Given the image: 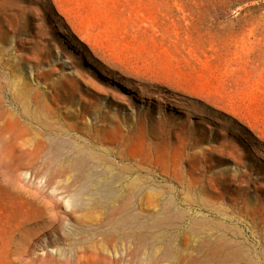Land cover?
Returning a JSON list of instances; mask_svg holds the SVG:
<instances>
[{
	"label": "rangeland",
	"instance_id": "1",
	"mask_svg": "<svg viewBox=\"0 0 264 264\" xmlns=\"http://www.w3.org/2000/svg\"><path fill=\"white\" fill-rule=\"evenodd\" d=\"M0 264H264V0H0Z\"/></svg>",
	"mask_w": 264,
	"mask_h": 264
},
{
	"label": "bare ground",
	"instance_id": "2",
	"mask_svg": "<svg viewBox=\"0 0 264 264\" xmlns=\"http://www.w3.org/2000/svg\"><path fill=\"white\" fill-rule=\"evenodd\" d=\"M77 29V28H76ZM75 29V30H76ZM75 30L73 29V31H74V33H75ZM76 32H79V31H76ZM81 32V31H80ZM79 34V33H78ZM83 34V33H82ZM84 35V34H83ZM81 36V35H80ZM82 37V36H81ZM80 37V38H81ZM85 38V37H84ZM87 38V37H86ZM83 39V38H82ZM87 40V39H86ZM90 41V40H89ZM88 42V41H87ZM45 74V73H44ZM34 75V74H33ZM46 76V75H45ZM32 77V76H31ZM42 77H44V76H42ZM44 79V78H43ZM45 79L48 81L47 82V91L46 92H48L47 94H49V96H47V97H49L50 98V104H48V103H45L44 102V107H43V104H42V106H40V108L41 107H43L44 108V110L45 109H48L49 110V112H50V110L51 109H53V108H56V107H59V105L60 104H70V105H74L75 103H78L79 105H80V109H78V110H75V111H73V112H70V117H71V119H72V121H74L75 123H82L83 122V119L85 118V116L86 115H90V114H92L93 113V111H95V110H100V106L98 105V102H97V97L94 95V94H87V95H84V94H81V95H79V97H78V99L75 97L76 96V90L77 89H79V88H77L76 89V85H77V83H78V81H77V78L76 77H72V76H69V75H66V74H62V75H60L59 76V78L57 79V80H54V81H49V79L47 78V77H45ZM41 81V80H40ZM36 82V81H35ZM22 84V83H21ZM43 85V84H42ZM80 85V84H79ZM16 86V85H15ZM14 86V87H15ZM20 87V86H19ZM21 87H22V85H21ZM26 88V87H25ZM22 89V88H21ZM44 89V88H43ZM96 90V89H95ZM21 91V90H20ZM45 92V93H46ZM21 93H22V91H21ZM44 92L41 90V89H36V92H35V95H34V97H33V103H36L37 101L39 102V100H38V97L39 96H45L44 94H43ZM31 96V95H30ZM42 96V97H43ZM40 98V97H39ZM44 98V97H43ZM25 100V99H24ZM29 100V99H28ZM22 102V101H21ZM27 102V101H26ZM16 103V102H15ZM34 105V104H33ZM13 106V105H12ZM35 106V105H34ZM38 107V106H37ZM61 107V106H60ZM59 107V108H60ZM65 107V106H64ZM24 108V107H23ZM43 108H41L40 110H38L37 111V113H39V114H36L35 115V113H34V115H31L30 114V116H27V117H25V119H26V121L28 122V123H30V124H35V125H33V126H36V125H38V126H45V127H54V126H56L59 122H60V120L57 118V117H53V116H50V117H46V118H44L45 117V115H44V117L41 115V113H43L42 111H43ZM61 109V108H60ZM68 109V108H67ZM26 110V109H25ZM21 111V110H20ZM29 111V110H28ZM31 112V111H30ZM47 112V111H46ZM52 112V111H51ZM17 113V112H16ZM19 113V112H18ZM29 113V112H28ZM69 113V112H68ZM52 114V113H51ZM51 114H49V115H51ZM20 115H22L21 113H20ZM27 115V114H26ZM16 117H17V115H16ZM68 117H69V115H68ZM18 119H19V117H18ZM68 119V118H67ZM91 119V118H90ZM21 120V119H20ZM113 120V119H112ZM22 121V120H21ZM24 122V121H23ZM20 123V122H19ZM28 123H24L25 125L26 124H28ZM73 123V122H72ZM30 124H29V126H30ZM63 125H64V123H62ZM94 124H96V123H94ZM78 125V124H77ZM28 126V125H27ZM38 126H36V127H38ZM75 126V125H74ZM97 126V125H96ZM58 127V126H57ZM56 127V128H57ZM61 127V126H60ZM77 128H78V126H76ZM80 127V126H79ZM43 128V127H42ZM32 129V128H31ZM55 128H53V130H54ZM42 130V129H41ZM77 130H79V129H77ZM48 131V130H47ZM56 132H57V130H55ZM60 131V130H59ZM76 131V130H75ZM42 132V131H41ZM52 132V131H51ZM103 132V131H102ZM107 132V131H106ZM54 133H52V135H53ZM74 134H76V132L74 133ZM62 135V134H61ZM88 135V134H87ZM94 135V134H93ZM100 134H98V136H99ZM109 134H107V136H108ZM49 136V135H48ZM52 137V136H51ZM54 137H55V135H54ZM71 137V136H70ZM96 137V136H95ZM38 138V137H37ZM50 138V137H49ZM53 138V137H52ZM60 138V137H59ZM73 138V137H72ZM90 138V137H89ZM54 140H56L55 138H54ZM87 140V139H86ZM57 141V140H56ZM55 141V142H56ZM64 142H66V141H64ZM75 142V141H74ZM102 142V141H101ZM104 142V141H103ZM77 143V142H76ZM94 143H95V141H94ZM100 143V142H99ZM54 144V143H53ZM88 144V143H87ZM91 144H93L92 142H91ZM77 145V144H76ZM90 145V144H89ZM95 145V144H94ZM94 145L92 146V147H94ZM98 145V144H97ZM96 145V146H97ZM71 146V145H70ZM75 146V145H74ZM80 146V145H79ZM96 146H95V148H96ZM108 146H109V144H108ZM105 147V146H104ZM58 148V147H57ZM56 148V149H57ZM76 149H77V147H75ZM79 148V147H78ZM81 148V147H80ZM100 148V147H99ZM112 148V147H111ZM97 149V148H96ZM105 149V148H104ZM109 149V148H108ZM91 150H92V148H91ZM74 151V150H73ZM76 151V150H75ZM77 151H79L80 152V149H77ZM103 151H106V149L105 150H103ZM86 152V151H85ZM84 152V153H85ZM75 153V152H74ZM81 153V152H80ZM97 152L95 151V154H96ZM103 153V152H102ZM107 153V152H106ZM98 154V153H97ZM104 154V153H103ZM108 154V153H107ZM110 154V153H109ZM111 154H112V152H111ZM110 154V155H111ZM88 155V154H87ZM86 155V156H87ZM101 155V154H100ZM82 156V155H81ZM91 156V155H90ZM96 156V155H95ZM78 157V156H77ZM83 157V156H82ZM80 157H78V159H79ZM87 158V157H86ZM74 160V159H73ZM74 161H76V160H74ZM80 161V160H79ZM72 162V161H71ZM70 162V163H71ZM86 162V161H85ZM87 162H89V161H87ZM79 164H80V162H79ZM82 164V163H81ZM72 165V164H71ZM87 165V164H86ZM66 166V165H65ZM64 166V167H65ZM70 166V165H69ZM68 165H67V167H69ZM76 166H78V164L76 165ZM109 166V165H108ZM63 167V168H64ZM124 167V168H123ZM70 168V167H69ZM87 168H89V167H87ZM86 168V169H87ZM129 167H127V169H128ZM68 169V168H67ZM85 169V168H84ZM83 169V170H84ZM121 169H122V171H126L127 169H125V166H122L121 167ZM130 169V168H129ZM128 169V170H129ZM73 170V169H72ZM75 170H76V168H75ZM81 170H82V168H81ZM134 170V169H133ZM79 171V170H78ZM94 170H92V172H93ZM85 172V171H84ZM83 172V173H84ZM89 172H91V171H89ZM149 172V171H148ZM81 173V172H80ZM82 173V174H83ZM82 174H80V177H81V175ZM93 174V173H92ZM83 175H85V174H83ZM82 175V176H83ZM89 174H87V176H88ZM95 175V174H94ZM97 176V175H96ZM85 178H86V175L84 176ZM84 177H81V178H83L84 180H85V178ZM92 177V176H91ZM78 178H79V172H78ZM80 179V178H79ZM95 179V178H94ZM80 180H82V179H80ZM89 180V179H88ZM98 180V179H97ZM126 180V179H125ZM122 181V180H121ZM133 181V180H132ZM92 182V181H91ZM101 182V181H100ZM109 182V181H108ZM115 182V181H114ZM130 182V181H129ZM83 183H85V182H83ZM93 184V186L94 187H96V188H100V186L102 185H100V184H98V183H96L95 181L94 182H92ZM137 183V182H136ZM108 184V183H107ZM129 184V183H128ZM84 185V184H83ZM91 185V184H90ZM109 185V184H108ZM108 185H106V186H108ZM111 185V184H110ZM85 186H86V184H85ZM92 186V187H93ZM105 186V185H104ZM105 186V187H106ZM132 186V185H131ZM130 186V187H131ZM135 186V185H134ZM93 187V188H94ZM118 187V186H117ZM121 187V186H120ZM90 188V187H89ZM107 188V187H106ZM106 188H104V189H106ZM133 188V187H132ZM85 189V188H84ZM87 189V188H86ZM102 189H103V187H102ZM109 189V188H108ZM128 189V188H127ZM110 190V189H109ZM98 191V190H97ZM107 191V190H106ZM110 192V191H109ZM114 192V191H113ZM112 192V190H111V193H113ZM106 193V192H105ZM134 193V192H133ZM114 194H115V192H114ZM107 195H109V194H107ZM106 195V196H107ZM120 195V194H119ZM112 196V195H111ZM117 196H118V194H117ZM120 196H122V195H120ZM126 196V195H125ZM130 196V195H129ZM100 197V196H99ZM98 197V198H99ZM110 197V196H109ZM114 197H116V195H114ZM114 197H112V198H114ZM123 197H124V195H123ZM111 198V199H112ZM120 199V197H117V199ZM129 198V197H128ZM185 198V197H184ZM117 199H115V200H117ZM131 199V198H130ZM100 200V199H99ZM109 200H110V198H109ZM121 200H123V199H121ZM127 200V199H126ZM132 200V199H131ZM191 200V199H190ZM112 201V200H111ZM120 201V200H119ZM175 201V200H174ZM129 202V201H128ZM168 202V201H167ZM115 204H116V202H114ZM120 203H121V201H120ZM126 203H127V201H126ZM123 205V204H122ZM121 205V206H122ZM129 205V204H128ZM166 205V204H165ZM168 205H171L172 206V202L171 201H169L168 202ZM174 205V204H173ZM164 207V206H163ZM128 208V207H127ZM121 209V208H120ZM165 208H163L162 210H164ZM168 209V208H167ZM215 209V208H214ZM217 210V209H216ZM124 211V210H123ZM165 212H166V210H165ZM120 213V212H119ZM164 213V212H163ZM223 215V214H222ZM133 216V215H132ZM169 216V215H168ZM173 216V215H172ZM166 217V216H165ZM182 217V216H181ZM132 218V217H131ZM137 218V217H136ZM159 219H160V217H158ZM164 218V217H163ZM172 218V217H171ZM170 218V219H171ZM132 219H135V218H132ZM155 219V218H154ZM166 219V218H165ZM164 219V220H165ZM137 220V219H136ZM156 220V219H155ZM155 220H154V222H155ZM163 220V222H165V221H167V220H169V219H167V220H165L164 221ZM157 221V220H156ZM168 222V221H167ZM215 222H217V220L215 221ZM220 221H218V223H219ZM157 224H158V222H156ZM217 224V223H216ZM220 224H221V222H220ZM224 224V223H223ZM191 225H193V224H191ZM214 225V224H213ZM217 227V226H216ZM220 227H222V226H220ZM219 236H220V234H218ZM217 237V236H216ZM218 238H220V237H218ZM224 239V238H223ZM216 240H217V238H216ZM218 241V240H217ZM217 241H216V243H217ZM232 242V241H231ZM226 245V244H225ZM242 248V247H241ZM232 252V251H231ZM225 254H227V253H225ZM249 254V253H248ZM241 255V254H240ZM235 257V256H234ZM226 258V257H225ZM231 258V257H230ZM232 263V262H231Z\"/></svg>",
	"mask_w": 264,
	"mask_h": 264
}]
</instances>
